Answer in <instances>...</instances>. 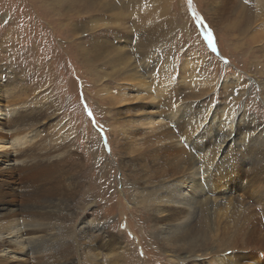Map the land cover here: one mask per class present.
<instances>
[{
  "label": "bare ground",
  "instance_id": "1",
  "mask_svg": "<svg viewBox=\"0 0 264 264\" xmlns=\"http://www.w3.org/2000/svg\"><path fill=\"white\" fill-rule=\"evenodd\" d=\"M242 1L223 0L221 11L235 14ZM258 2L255 18L264 28V3ZM80 4L87 15L92 11L101 12L102 9L113 12L114 8L104 0H82ZM239 9L244 14L238 24L228 23L227 26L230 31L237 26L243 27V32H246L252 28L254 11L245 4ZM72 15L76 16H72V22H62L66 17L61 16L60 28L66 31V35H77L79 39L78 36L86 33L92 39V44L87 48L79 45L85 41L79 42L76 38L75 51L88 49L94 51L98 58L108 57L106 60L112 67L120 61H125L127 66L132 58L127 51L132 49L137 53L136 58L144 61L150 50L148 44L160 36L151 30L143 37L146 42L138 37L135 43H131L128 36L121 33V30L129 31L128 24L124 25L114 15L106 22L103 20L101 28L106 31L97 36L94 35L98 29L97 23H78L79 16L76 13ZM120 39L124 43L123 48L114 43V40ZM250 41L252 44L245 46L243 42L235 43V46L254 53L257 51L249 63L253 65L252 68L262 72L264 38L252 37ZM127 46L130 49H126ZM142 63H132L129 70L133 69L134 72H129L121 81L142 90L140 99L144 105L137 110L140 112L138 116L135 115L136 118L124 119V124L115 125L116 128L112 122L111 126L113 137L120 140L119 150L138 153L126 165L130 166L127 177H130L128 183L132 187L131 201L145 210L139 216L142 229L139 235L146 239L147 231L152 230L158 248L167 256L166 263L202 264L200 259L205 257L208 264H259V261L251 259L254 253L247 250L257 249L264 243V224L258 219L259 215L255 218V215L245 212V207L247 190L254 187L253 184L264 182V164L251 160V156L243 154V150H252L258 145L260 135L257 133L261 130L253 115L242 112L244 108L236 115L234 109L238 97L245 94V90L240 88L245 76L236 73L231 77L237 89L231 93L233 100L226 103L229 108L221 109L213 107L214 103L220 104L217 99L214 103H205L202 98L206 96H199L190 87H182L178 94H164L170 82L162 77L159 79L162 80L160 85H152V77L142 74L147 70ZM258 86L263 88L264 81L259 82ZM223 87L229 88L225 82ZM123 91L126 95L128 89ZM15 92L13 88H7V94L0 90V105H3L0 107V264H76L77 254L86 258H81L86 262L82 261L81 264H124L117 257H121L123 250L125 255L130 253L128 256L131 257V250L129 247L123 248V239L110 230L106 222L88 219L84 215L79 218L73 208H66L73 195L72 191L65 194L66 190L59 187L64 178H71L66 175L67 169H63L72 165L64 159L67 150H59L64 146L60 137L66 131H52L50 137L58 140L52 143L50 138L43 139L38 134L36 119H28L23 114L5 119L12 115V108H22L20 105L6 107L4 104L15 98ZM33 101H28L30 112L37 110ZM111 142L115 146L114 139ZM224 159H228L227 162L224 163ZM254 205L251 204V207ZM221 209H225L224 214L221 212L222 216L219 215ZM123 213L126 214L125 211ZM235 214L240 215L242 223L231 226ZM228 225L233 227V232H229ZM136 238L138 245L144 244L140 237ZM231 247L233 253L223 256L222 252ZM136 249L138 252L139 246L136 245Z\"/></svg>",
  "mask_w": 264,
  "mask_h": 264
},
{
  "label": "rangeland",
  "instance_id": "2",
  "mask_svg": "<svg viewBox=\"0 0 264 264\" xmlns=\"http://www.w3.org/2000/svg\"><path fill=\"white\" fill-rule=\"evenodd\" d=\"M104 1L114 6L113 12L108 13L102 9L101 12H90L92 15L90 16L81 9L82 0H0V90H3V94H7V88L16 91L15 98L4 103L6 107L12 105L22 107L12 108V115L5 119L16 117L18 114L27 115L28 119H36L38 134L43 139L50 138L52 143L58 141L50 137L54 131L59 129L66 131L60 137V141L63 140L61 145L64 146L59 149L67 150L64 159L72 163L71 167L68 166L69 170L67 166L63 168L67 169L66 175L71 178L62 177L63 182L59 185L66 190L65 194L69 191L73 192L68 201L70 205L66 208H73L79 214L78 217L84 215L88 219L106 222L108 228L121 237V240L123 239L121 245L124 249L129 247L131 257L128 256L130 253L125 255L123 250L121 257H117L118 261L124 264L133 262V264H172L165 262L167 256L158 248L152 230L147 231L146 239L139 235L142 231L139 216L142 215L140 212L145 210L131 201L132 187L128 183L130 177H127L130 166L126 165L127 161L136 157L138 153H131L128 150L127 153L121 152L120 140L113 137L114 130L111 126L112 122L114 127L122 126L126 119H134L138 116L140 111L137 110L144 105L140 99L143 92L137 87H131L127 82H122L127 75L134 72L133 69L129 70L132 63L143 62L147 70L140 73L152 77V85H160L162 80L159 79L162 77L170 82L166 85L168 90L166 89L164 94L167 92L178 94L182 87H190L200 94L199 96H206L202 98L205 103H214L217 99L220 104L214 103L213 107L228 109L226 103L233 100L231 93L237 89L231 77L236 73H242L245 79L240 88L245 90V94L238 97L234 109L237 115L244 108L242 112L253 115L255 120H258L255 123L261 130L257 133L258 136L260 135L258 145L252 147V150L244 149L243 154H249L251 160L264 164V130H262L264 129V87L258 86L259 82L264 81V67L260 72L250 64L257 51L254 53L235 46V43L243 42L245 46L247 43L252 44L250 41L252 37L264 38V28L260 26V20L256 21L257 17L255 18L258 1L263 4L264 0H241L240 7L245 4L253 9L252 12L254 11L251 18L252 28L246 32H243V27L237 26L230 31L227 24L234 22L238 24L244 11L238 6L235 14L224 13L221 11L223 0ZM131 12L132 16H130ZM73 13L79 16L78 23L86 24L89 21V23H97L98 29L94 34L97 36L106 31L101 26L104 21L111 19L112 15L124 25L128 24L129 31L121 30V33L128 36L131 43H135L138 39L146 42L143 37L150 34L151 30L160 36L157 37L156 42L148 44L150 52L148 51L149 54L144 61L138 60L135 56L136 51L132 49L127 51L128 56L132 57L127 66L125 61H120L112 67L106 60L108 57L98 58L94 51L88 49L75 51L74 47L77 46L78 40L85 41L79 45L89 48L92 39L91 35L86 33L78 36L79 39L77 35L73 37L66 35V31L60 28L62 22L73 21L76 17L72 15ZM61 16L66 18L62 21ZM209 33L212 37L211 46L205 39ZM120 40H114V43L123 48L124 43ZM126 49L130 47L127 46ZM260 67L261 64L258 68ZM204 76L208 77L204 79ZM250 79L255 80L249 81ZM224 82L228 89L223 87ZM124 89H128L126 95ZM29 100H34L37 110L29 111ZM111 139H114L115 146ZM227 160L224 159V163ZM67 179L75 185L73 186ZM253 185L254 187L246 192L249 199L246 198L245 212L255 215V218L260 216L261 218L258 219L264 224V215H262L264 214L262 213L264 182ZM249 200V203L257 206L251 207ZM248 205H250L249 209ZM124 211L126 214L123 213ZM221 212L224 214L225 209L219 211L220 216L223 215ZM233 219L234 221L230 222L231 226L242 223L240 215L235 214ZM231 226H229L230 233L234 231H231L233 229L230 228ZM240 234L241 232L237 237ZM135 236L144 241V246L138 245V238ZM136 245L139 246L138 252L137 249L134 250ZM233 247L235 249V246ZM233 247L225 249L222 255L233 253ZM260 247L249 248L247 252H253L251 259L264 264V243ZM127 256L129 258H126ZM77 258L76 264H81L82 261L86 263L84 261L86 258L82 254H77ZM200 261L202 264H208V259L205 257H201Z\"/></svg>",
  "mask_w": 264,
  "mask_h": 264
},
{
  "label": "snow or ice",
  "instance_id": "3",
  "mask_svg": "<svg viewBox=\"0 0 264 264\" xmlns=\"http://www.w3.org/2000/svg\"><path fill=\"white\" fill-rule=\"evenodd\" d=\"M205 39L208 41L209 46H211V45H212V37H211V33L207 34V35L205 36Z\"/></svg>",
  "mask_w": 264,
  "mask_h": 264
}]
</instances>
